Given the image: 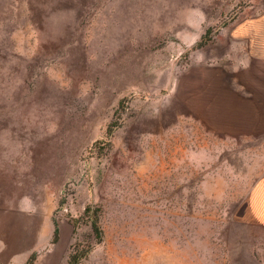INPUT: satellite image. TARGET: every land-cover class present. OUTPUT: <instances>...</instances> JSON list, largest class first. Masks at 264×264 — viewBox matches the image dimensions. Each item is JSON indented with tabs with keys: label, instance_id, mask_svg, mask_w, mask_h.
Returning <instances> with one entry per match:
<instances>
[{
	"label": "rangeland",
	"instance_id": "374dc122",
	"mask_svg": "<svg viewBox=\"0 0 264 264\" xmlns=\"http://www.w3.org/2000/svg\"><path fill=\"white\" fill-rule=\"evenodd\" d=\"M262 6L0 0V264H264V139L183 98Z\"/></svg>",
	"mask_w": 264,
	"mask_h": 264
},
{
	"label": "crops",
	"instance_id": "0c3cea01",
	"mask_svg": "<svg viewBox=\"0 0 264 264\" xmlns=\"http://www.w3.org/2000/svg\"><path fill=\"white\" fill-rule=\"evenodd\" d=\"M219 33L213 62L198 64L196 74L188 73L184 101L224 142L264 139V6Z\"/></svg>",
	"mask_w": 264,
	"mask_h": 264
},
{
	"label": "trees",
	"instance_id": "16d2710c",
	"mask_svg": "<svg viewBox=\"0 0 264 264\" xmlns=\"http://www.w3.org/2000/svg\"><path fill=\"white\" fill-rule=\"evenodd\" d=\"M76 263H77V258L75 255H73L68 264H76Z\"/></svg>",
	"mask_w": 264,
	"mask_h": 264
}]
</instances>
